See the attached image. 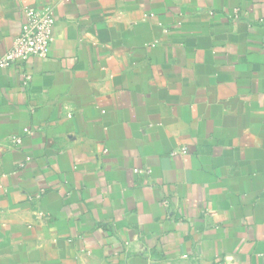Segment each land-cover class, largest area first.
I'll return each mask as SVG.
<instances>
[{
    "label": "crops",
    "instance_id": "obj_1",
    "mask_svg": "<svg viewBox=\"0 0 264 264\" xmlns=\"http://www.w3.org/2000/svg\"><path fill=\"white\" fill-rule=\"evenodd\" d=\"M40 6L47 58L0 71V264H264V0H0V59Z\"/></svg>",
    "mask_w": 264,
    "mask_h": 264
},
{
    "label": "built area",
    "instance_id": "obj_2",
    "mask_svg": "<svg viewBox=\"0 0 264 264\" xmlns=\"http://www.w3.org/2000/svg\"><path fill=\"white\" fill-rule=\"evenodd\" d=\"M22 23L17 38L12 47L0 59V71L13 67L20 68L30 58L46 59L52 44L55 18L48 6L22 8ZM23 85L31 80L29 74L24 75ZM264 93V78H263ZM24 134L29 130L24 129ZM21 138H15L16 145L21 144ZM186 154L185 148L175 150L171 156H182ZM135 174H149L145 170H134Z\"/></svg>",
    "mask_w": 264,
    "mask_h": 264
}]
</instances>
